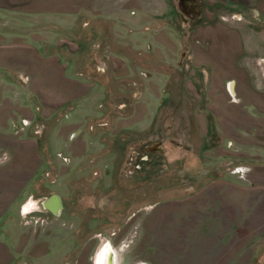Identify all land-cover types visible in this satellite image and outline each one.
<instances>
[{"label": "rangeland", "instance_id": "rangeland-1", "mask_svg": "<svg viewBox=\"0 0 264 264\" xmlns=\"http://www.w3.org/2000/svg\"><path fill=\"white\" fill-rule=\"evenodd\" d=\"M227 1L0 0V264H264V0ZM240 56L246 109L199 102Z\"/></svg>", "mask_w": 264, "mask_h": 264}, {"label": "flooded vegetation", "instance_id": "flooded-vegetation-1", "mask_svg": "<svg viewBox=\"0 0 264 264\" xmlns=\"http://www.w3.org/2000/svg\"><path fill=\"white\" fill-rule=\"evenodd\" d=\"M192 2H194V0L193 1L192 0H182V2L180 3V7H181L182 12L185 15H187L194 24H196L195 22L198 20L200 15L197 14V11L196 12L194 11L195 5L197 3L192 4ZM228 4L233 5L236 9H245V10L252 9L251 5L247 6V0H230V1H227L225 5L220 6V8L227 10L230 8L229 6H226ZM214 18H215V14L213 16V19ZM229 21L227 20L225 22L224 27H219V28H221V30L223 32L229 33V35H231V30L227 28V27H230V24L227 23ZM218 32H220V31L218 30ZM236 35H237V32H236ZM222 38H225V37H222ZM240 50H242V49H240ZM129 53H130V49H129ZM240 58H241V56L239 57V59ZM234 61H236V62L235 63H200L198 65H194V73H193L191 78H192L194 86L197 87L196 90H197L198 94H196V95L198 96L199 102H202L203 99H207V98H210L209 99L210 102H213L214 94H212V93H211V95H210V93L205 94V92L203 90L206 86L203 84L207 83L208 81L212 82L216 78L215 74H217L220 76L221 82L223 83V86H224V90L221 91L220 94H222L223 96L227 95L229 97V99H232L233 102L236 104L242 103V105L244 107L243 109H246L247 103H245L244 100H241L243 95L241 93H240L241 94L240 95L238 92V84H239L240 79L247 78V74H246L247 70L244 66L245 63H243V61L241 59L239 61L238 60H234ZM254 66H255V68L257 67L256 65H254ZM217 67L219 70L217 69ZM215 82H216V80H215ZM199 89H201V90H199ZM208 95H209V97H208ZM251 106H253V105L251 104ZM256 110H257V107L251 108V111L253 112L254 115L258 114ZM225 117L226 116H224V119H226ZM239 129H240V131H239L240 134H242V136L244 135V137H245L247 135L246 129L245 128H239ZM205 130H206L205 134H203L201 137L209 138V140H206V141H208L211 145L212 144L214 145L216 143L218 144L219 142H220V144H222L221 143V141H222L221 137H224V135H225L224 133H226L225 131L229 130V129L228 130L222 129V127L218 123V114H217V112L213 106H212V108L208 107V110H207V126H206ZM198 134H199V131H198ZM157 142L161 143V146H162V141H156L154 143H157ZM151 144H153V143H151ZM220 144H218V146H220ZM242 144H244V143H240V145H242ZM153 153H149V154H153ZM241 159H244V158L241 157ZM62 205H63V203H62ZM107 247L109 248V250L112 251L110 253H113L114 257H113L112 264H115L116 254H115L114 250H112L110 244H107L104 246V248L102 249V251L100 253V259H101V255L103 256V253H104L103 251H105ZM100 259H98V264H102V262H100ZM96 264H97V260H96Z\"/></svg>", "mask_w": 264, "mask_h": 264}, {"label": "water", "instance_id": "water-1", "mask_svg": "<svg viewBox=\"0 0 264 264\" xmlns=\"http://www.w3.org/2000/svg\"><path fill=\"white\" fill-rule=\"evenodd\" d=\"M162 149V146H161V143L157 142V143H153V144H150L148 145L147 147L144 148V151L149 154V153H153L155 151H158V150H161ZM55 200H58V203H56V206L52 205V207H57V209L61 210L62 209V202L60 199L58 198H55ZM55 210V211H56ZM113 258V257H112ZM113 261V260H112Z\"/></svg>", "mask_w": 264, "mask_h": 264}, {"label": "bare ground", "instance_id": "bare-ground-1", "mask_svg": "<svg viewBox=\"0 0 264 264\" xmlns=\"http://www.w3.org/2000/svg\"><path fill=\"white\" fill-rule=\"evenodd\" d=\"M104 253H103V256L101 255V259H100V253H99V255H98V258H97V264H98V259H100V262H102V264H112V260H113V258L112 257H114L113 256V253H110V252H112L111 250H109V248L107 247L106 248V250L105 251H103ZM111 261V262H110Z\"/></svg>", "mask_w": 264, "mask_h": 264}]
</instances>
